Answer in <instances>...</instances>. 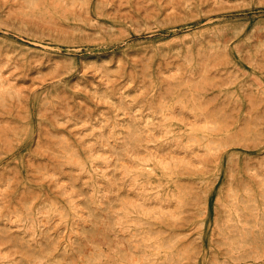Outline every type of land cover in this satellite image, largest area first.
<instances>
[{"label":"rangeland","instance_id":"1","mask_svg":"<svg viewBox=\"0 0 264 264\" xmlns=\"http://www.w3.org/2000/svg\"><path fill=\"white\" fill-rule=\"evenodd\" d=\"M0 264H264V0H0Z\"/></svg>","mask_w":264,"mask_h":264},{"label":"bare ground","instance_id":"2","mask_svg":"<svg viewBox=\"0 0 264 264\" xmlns=\"http://www.w3.org/2000/svg\"><path fill=\"white\" fill-rule=\"evenodd\" d=\"M160 168V167H159ZM162 168V167H161ZM164 169V168H163ZM161 170V169H160ZM164 171V170H163ZM161 173V172H160Z\"/></svg>","mask_w":264,"mask_h":264}]
</instances>
